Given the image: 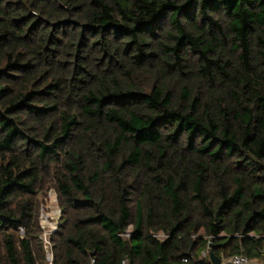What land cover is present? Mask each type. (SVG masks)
I'll use <instances>...</instances> for the list:
<instances>
[{"label": "trees", "instance_id": "1", "mask_svg": "<svg viewBox=\"0 0 264 264\" xmlns=\"http://www.w3.org/2000/svg\"><path fill=\"white\" fill-rule=\"evenodd\" d=\"M49 188L51 264L264 260V0H0V264Z\"/></svg>", "mask_w": 264, "mask_h": 264}, {"label": "built area", "instance_id": "2", "mask_svg": "<svg viewBox=\"0 0 264 264\" xmlns=\"http://www.w3.org/2000/svg\"><path fill=\"white\" fill-rule=\"evenodd\" d=\"M49 194L54 195V201L53 202H55V204H53V205L56 207L55 214L57 216V219H59L61 210H60L58 204L56 203L57 197L55 195V192H53V191H50ZM43 218H44L43 222L39 219L40 226L42 229L41 230V243H42V248H43L44 253H45V258H46L47 264H51L52 260H53L51 234L57 230L59 221L58 222L55 221L53 226L50 227V226H47L50 224V222L48 220V215L47 216L45 215V217L43 216ZM47 227L49 229H46ZM19 230H20V233H23V228H20ZM121 235L124 237H129L130 236V227L124 233H121ZM156 236L160 237V238L164 237L163 234H157ZM208 253H209V250L206 249L201 253V255L203 258L206 257V259H208ZM183 261H186V260H183ZM89 264H94V260L91 259ZM121 264H127L126 259L123 260ZM219 264H264V260L250 258V257L245 256L244 254L239 253V254H234V255L227 257V258H220Z\"/></svg>", "mask_w": 264, "mask_h": 264}, {"label": "rangeland", "instance_id": "3", "mask_svg": "<svg viewBox=\"0 0 264 264\" xmlns=\"http://www.w3.org/2000/svg\"><path fill=\"white\" fill-rule=\"evenodd\" d=\"M50 191L55 192L53 188H49L45 192H41L38 195V199H39L38 223H39V226H40L39 219L43 222L44 221L43 216L45 217V215L46 216L48 215V220L50 222V224L47 226L52 227L53 224L55 223V221H57V222L59 221V219H57V216L55 214L56 207L53 205V204H55V202H53L54 201V195L53 194L50 195L49 194ZM56 203L58 204V198H57ZM40 228H41V226H40ZM46 229H49V228L47 227Z\"/></svg>", "mask_w": 264, "mask_h": 264}, {"label": "water", "instance_id": "4", "mask_svg": "<svg viewBox=\"0 0 264 264\" xmlns=\"http://www.w3.org/2000/svg\"><path fill=\"white\" fill-rule=\"evenodd\" d=\"M260 252L264 254V248ZM219 262H220V257L215 255L213 252L209 251L208 259L200 258L197 261V264H219Z\"/></svg>", "mask_w": 264, "mask_h": 264}]
</instances>
